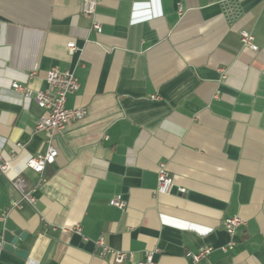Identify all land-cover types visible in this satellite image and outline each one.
I'll return each instance as SVG.
<instances>
[{"label":"crops","instance_id":"obj_1","mask_svg":"<svg viewBox=\"0 0 264 264\" xmlns=\"http://www.w3.org/2000/svg\"><path fill=\"white\" fill-rule=\"evenodd\" d=\"M235 1L232 27L223 0H100L97 32L81 0H0V150L12 165L0 176V264H116L99 239L132 254L122 264L145 252L154 264H264V0ZM242 28L258 52L242 46ZM52 68L75 74L67 107L87 115L53 137L58 157L32 207L11 181L40 182L25 163L47 150L34 96ZM160 164L169 195L156 192ZM232 216L246 226L224 253ZM8 220L27 233L15 245L26 260L5 249Z\"/></svg>","mask_w":264,"mask_h":264},{"label":"built area","instance_id":"obj_2","mask_svg":"<svg viewBox=\"0 0 264 264\" xmlns=\"http://www.w3.org/2000/svg\"><path fill=\"white\" fill-rule=\"evenodd\" d=\"M99 3L100 0H81L82 12L84 15L92 18L93 29L97 32H101V24L95 20ZM222 5L228 23L234 27L241 18L238 3L235 0H223ZM238 35L243 47L249 48L253 52L259 51L255 36L251 31L242 28L238 32ZM67 50L69 55L74 54L77 50L75 43L69 42L67 44ZM35 75L36 72H32L29 77L32 78ZM46 84L47 87L45 89L38 90L35 93L34 100L39 108L46 113V115L42 116L37 122L35 133L45 134L47 150L36 156H29L25 163V169L38 174L40 176V182L36 186H31L22 176V172H18L16 178L11 181L12 187L19 192L21 200L32 207L37 204L36 192L38 186L43 181L45 168L48 165H53L58 157V150L52 144L53 137L55 134L62 132L68 123L81 121L87 115L85 108L69 109L67 107L68 96L74 94L79 89L78 79L73 72L52 68L47 72ZM12 87L15 91L23 93L26 99L31 97V91L25 86L14 83ZM13 158H15L14 155ZM10 172H12V165L9 161H3L2 151L0 150V176H7ZM174 186L175 183L167 171L166 165L160 164L158 169L157 194L169 195ZM180 193H185V190L181 188ZM110 204L120 210L126 207V202L120 197L113 198ZM245 226L246 221L238 216H232L225 220L224 227L231 240L226 246L220 248L224 253L235 249L237 245L236 235L239 229ZM76 230L79 232L80 228L77 227ZM95 244L96 247L100 249L102 255L114 256L116 264H122L125 260L132 257V254L128 252L114 250L108 246L103 239L97 240ZM213 249V247H206L197 254L189 253L188 257H190L193 262H198L208 256ZM154 255L155 252H145L144 260L139 264H154Z\"/></svg>","mask_w":264,"mask_h":264},{"label":"water","instance_id":"obj_3","mask_svg":"<svg viewBox=\"0 0 264 264\" xmlns=\"http://www.w3.org/2000/svg\"><path fill=\"white\" fill-rule=\"evenodd\" d=\"M27 233L16 229L15 225L8 220L2 231L3 241L6 243L5 249L9 252H15L19 257L26 260L28 258V253L23 250H15V245H22L26 239Z\"/></svg>","mask_w":264,"mask_h":264}]
</instances>
